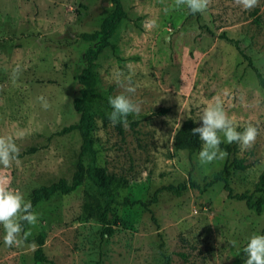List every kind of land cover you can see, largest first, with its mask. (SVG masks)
<instances>
[{"label": "rangeland", "instance_id": "rangeland-1", "mask_svg": "<svg viewBox=\"0 0 264 264\" xmlns=\"http://www.w3.org/2000/svg\"><path fill=\"white\" fill-rule=\"evenodd\" d=\"M121 1L128 18L111 39L116 49L97 61L98 90L130 95L140 112L127 127L95 113L92 128L99 166L127 180L108 217L113 235H103L105 225L85 210L89 195L97 194L86 180L34 209L37 222L27 227L26 237L44 236L50 262L34 260L35 243L5 246L0 226V264H165L161 242L170 264H244L248 237L264 234V208L257 213L245 200L230 199L224 182L207 185L225 165L243 159L246 168L227 178L232 194L251 196L253 203L260 196L264 88L220 36L240 41L264 78V0L251 8L240 0H208L207 9L196 14L181 0ZM112 9L111 0H0V138L12 137L19 154L35 149L0 166V177L26 199L36 187L72 181L82 140L78 131L56 133L79 122L73 107L80 97L78 76L86 51L99 44L80 35L98 31ZM125 77H131L134 93L125 92ZM217 97L237 130L252 124L258 135L249 147L223 143L236 145V152L203 163L200 150H177L174 137L189 118L200 127L203 109ZM190 182L198 189L189 186L181 195L164 189ZM125 199L149 204L157 223L150 212L125 207Z\"/></svg>", "mask_w": 264, "mask_h": 264}, {"label": "trees", "instance_id": "trees-1", "mask_svg": "<svg viewBox=\"0 0 264 264\" xmlns=\"http://www.w3.org/2000/svg\"><path fill=\"white\" fill-rule=\"evenodd\" d=\"M111 3L113 9L104 18L100 29L94 33H84L80 35V38L83 40L92 42L98 41L99 44L95 49L91 48L86 51V65L78 76V82L81 86L80 97L74 100L73 107L80 113L79 122L64 127L56 133L57 135L62 136L73 131H78L80 134L82 144L78 157L77 169L73 174L72 181L69 183L66 179L62 178L51 185L36 187L29 196L34 210L39 203L49 201L54 196L68 195L82 186L86 180H89L95 185L97 194L89 195L88 204L86 205L85 210L90 217L97 219L105 225L103 235L108 236L113 235V228L108 225L109 214L112 211L113 206L117 203L116 197L118 191L127 184V180L124 177L109 173L107 169L99 166L98 150L95 148L92 137L94 114L97 113L103 118H106L107 114L111 112V108L108 104L109 96L98 90L99 76L96 71L97 61L105 50L109 48L112 50L116 49L111 39L121 21L128 18L121 0H111ZM198 22H200V20H198ZM200 28L202 32L212 37L215 36L208 26L200 24ZM220 38L233 45L240 52L243 58L248 62V66L255 72L261 86L264 88V78L261 72L253 64L251 57L241 47L240 41L228 38L226 35H222ZM128 119L132 120V115H130ZM196 127L199 126L191 118L187 119L182 124L174 137V146L177 150L188 151L191 155L201 150L203 141L200 140L198 134L194 135L192 132ZM220 147L230 154L235 153L237 150L236 145H226L222 143ZM34 150L35 149H31L25 153L19 154L18 157L30 154L34 152ZM245 168L246 166L244 165L243 159H234L230 164L225 165L222 171L215 175L214 179L207 185V187L213 186L219 182H224V188L228 192V197L230 199L245 200L248 208L255 210L257 213H261L264 208V174L261 176L257 187V192L260 196L254 203L252 202V197L246 194L233 195L232 190L228 185L227 178L231 176L232 170H244ZM189 186L193 189H198V185L195 182L182 183L177 187L168 186L164 189L172 191L177 195H181L182 192L189 188ZM122 204L125 207L137 206L150 212L152 220L157 223L154 212L150 209L149 204L142 201L130 202L129 199H125ZM28 226L29 225L24 222L25 231ZM24 242L31 244L35 243L37 245V249L34 252V260L36 262H50L44 252L45 238L43 235H38L35 238L26 237ZM160 253L165 260V264H170V257L164 252L163 242L160 244Z\"/></svg>", "mask_w": 264, "mask_h": 264}, {"label": "clouds", "instance_id": "clouds-1", "mask_svg": "<svg viewBox=\"0 0 264 264\" xmlns=\"http://www.w3.org/2000/svg\"><path fill=\"white\" fill-rule=\"evenodd\" d=\"M186 2L191 13L203 12L207 9L208 0H181ZM244 8L253 7L257 0H240ZM167 11V10H166ZM20 71L19 66L13 70L15 77ZM118 74V82L119 76ZM127 80L126 93H134L136 88L132 85L131 77ZM42 102V107L47 108L48 103L44 97L38 98ZM108 104L111 112L108 119L113 125L122 124L128 126V117L139 114L140 105L130 95L120 93L108 97ZM202 125L192 130L193 134H198L203 141L199 152V159L203 163H210L217 159L225 158L228 153L220 145L222 143L231 144L238 142L243 147L251 146L258 135V128L248 124L243 131L237 130L232 119L228 116L223 107V101L217 97L216 102L203 109L200 117ZM20 153L19 146L12 137L0 138V166L9 167L11 163L18 159ZM8 178L0 177V226L3 228V243L7 247H13L24 243L27 233L24 222L28 225H35L37 213L33 210L30 199L25 198V194L18 188L8 186ZM23 234V235H22ZM233 248L238 242L231 240ZM34 247V245H32ZM246 260L244 264H264V234L253 233L248 237L244 247Z\"/></svg>", "mask_w": 264, "mask_h": 264}]
</instances>
